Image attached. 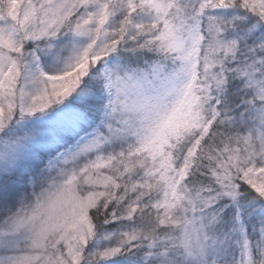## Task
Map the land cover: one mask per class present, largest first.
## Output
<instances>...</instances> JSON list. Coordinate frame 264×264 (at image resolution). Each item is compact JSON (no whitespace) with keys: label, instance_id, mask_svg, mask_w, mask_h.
<instances>
[{"label":"snow or ice","instance_id":"1","mask_svg":"<svg viewBox=\"0 0 264 264\" xmlns=\"http://www.w3.org/2000/svg\"><path fill=\"white\" fill-rule=\"evenodd\" d=\"M0 264H264V0H0Z\"/></svg>","mask_w":264,"mask_h":264}]
</instances>
